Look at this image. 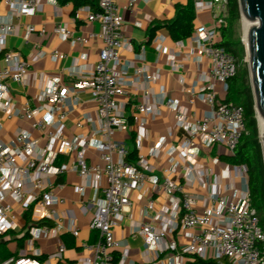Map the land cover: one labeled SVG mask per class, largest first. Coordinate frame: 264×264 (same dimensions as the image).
<instances>
[{
  "label": "built area",
  "instance_id": "built-area-1",
  "mask_svg": "<svg viewBox=\"0 0 264 264\" xmlns=\"http://www.w3.org/2000/svg\"><path fill=\"white\" fill-rule=\"evenodd\" d=\"M118 1L96 0L95 11L86 9L87 21L99 26L97 34L75 37L65 25L53 29L56 37L71 45L87 44L93 39L100 41L98 61L83 71L72 73L69 70L68 75L73 79L70 83H64L60 77H41L47 83L46 87L37 99L26 97L20 107L11 98L9 84L26 87L32 80L31 64L18 53L7 50L5 40L17 35L18 27L0 23L3 62L0 68V238L17 232H20L18 238L25 236L18 255L0 264H49L51 260L63 259L66 246L62 240L55 252L44 260H41L43 255L36 244L42 239L58 238L60 233H68L74 238L79 236L74 219L65 225L60 221L56 209L60 200L53 194L54 180L68 172L76 173L84 183L75 188L77 193L83 195L85 189L90 188L99 196L83 207V210L95 209L90 229L97 237L92 244L81 243L91 257L80 259L78 264H117L114 252L121 249V243L114 236V228L121 215L131 207V193L145 185L152 186L154 193L163 194L170 201V206L162 208L153 219L161 222L159 227L141 223L134 229L147 251L170 252L168 264H184L187 258L215 264L224 261L264 264V233L250 203L246 167L226 164L219 174H215L212 168L201 166L197 160L200 147L221 146L227 156L232 155L245 133L243 108L220 101L216 90V83H219L221 92L226 94L228 81L237 72L236 57L218 46L221 29L227 24V0H193L195 13H211L213 28L197 26L187 43L175 42L170 49L162 44L161 37L153 40L157 53L169 55L174 73H179L193 56L209 62L210 73L201 77L199 92L195 85L189 91L209 108L195 122L189 121L186 110L176 101L159 99L150 89L157 83L158 75L149 73L146 67L129 65L133 77L128 76V66L122 63L120 51L131 49V46L123 35ZM136 1L127 0L128 8L132 9ZM0 2L16 17L31 18L40 9V0ZM25 33L43 37L46 31H37L28 25ZM24 42H28L26 38ZM44 55L45 52L39 50L34 61ZM48 56L53 60L66 58L56 50L50 51ZM128 86H140L143 92L130 114L135 127L137 154L147 136L146 119L156 117L162 105L173 111L176 127L185 132L179 145L167 147L166 140L160 139L151 152V156L163 152L171 159L172 164L163 172L162 179L143 157L138 155L135 162L128 161L125 144L113 138L125 126V104L118 99L126 95ZM84 103L95 105L94 116L85 114L75 121V132L68 138L67 119ZM9 120L26 126H17L10 134L4 133L3 123ZM91 151L97 153V162L89 161L87 155ZM175 154L186 171L191 172L184 177L185 183L169 178L180 166L172 160ZM218 162V158L211 160L213 165ZM194 181L201 193L186 191ZM15 206L23 211L20 217L14 215ZM154 207L155 200H149L144 214L153 211ZM177 233L182 237L183 245H178L176 239L166 240ZM125 255L126 251H122V256Z\"/></svg>",
  "mask_w": 264,
  "mask_h": 264
},
{
  "label": "crops",
  "instance_id": "crops-1",
  "mask_svg": "<svg viewBox=\"0 0 264 264\" xmlns=\"http://www.w3.org/2000/svg\"><path fill=\"white\" fill-rule=\"evenodd\" d=\"M187 1L137 0L132 9H129L127 0H119L118 4L123 19V35L131 46V49L127 48L120 51V58L122 63L128 66L126 71L130 77H133V69L129 65L146 67L149 73L158 75L157 83L151 85L150 89H153L159 99L162 97L176 101L178 106L186 110L189 121L195 122L200 120L209 111V108L205 103L189 94V91L195 85L196 92H199L202 87L201 77L210 73L209 62L204 58L193 56L189 62L185 63L179 73H174L170 67L169 55L157 53L153 44L156 37H161L164 46L170 49L173 48L175 42L170 39L165 23L174 19L177 5H186ZM96 8L83 6L74 9L71 1L62 3L58 0H40V9L35 16L24 18L10 14L7 7L0 2V23H9L18 27L17 35L8 36L5 40L7 50L18 53L21 59L31 64L32 80L26 87L13 83L9 84L11 98L17 107L22 105L26 97L37 99L47 84L40 79L41 77H60L64 83H70L73 79L68 75L69 70L76 73L97 63L101 48L100 41L93 39L87 44L79 42L71 45L67 41L60 40L53 33L55 27L65 25L74 32L75 37L86 38L90 33L97 34L99 31L98 24L90 23L86 19V9L95 11ZM194 14V29L200 25L205 26L207 29L213 28L212 16L209 11L198 14L194 12ZM28 25L34 26L37 31L44 29L46 31L45 35L43 37H40L37 33L26 35L25 28ZM151 28L155 29L153 37L150 39L149 32ZM25 38L28 42H24ZM183 41L187 43V39ZM39 50L45 52V55L34 61V56ZM52 50L66 55V58L63 60L51 59L48 53ZM1 58L0 56V68L3 67ZM142 93L140 86H128L126 95L118 99L125 104L126 119L124 128L117 132L121 135V138L117 141H122L129 153L135 150V127L130 116L131 109L140 101ZM225 95L218 91L220 101L224 100ZM94 112L95 105L93 103H84L76 108L67 119L66 136L68 138L73 136L75 121L81 119L85 114L94 116ZM5 123H3V126ZM15 125L14 128L26 126L18 121ZM146 129L147 136L142 142L138 155L146 159L148 164L155 169L154 173L162 179L164 177L163 172L169 169L172 164L171 159L163 152L157 156H151V152L160 139L166 140L167 147L179 145L185 138V132L183 129L176 127L174 113L165 105L160 107V112L156 117L146 119ZM4 133L10 134L5 130ZM206 150L209 153H205ZM223 155H226V153L224 151L220 152L219 147H212L211 149L200 147L197 160L201 166L212 168L214 172V167L220 165L221 161L219 160L217 165H213L211 160L214 158L219 159ZM97 157L98 155L94 151L89 153V161L97 162ZM172 160L180 163V166L175 173L169 175V178L185 183L184 177H188L191 172L186 171L177 154L173 155ZM222 169H220V172ZM54 182L53 194L60 200L59 204L56 205L60 221L65 225L68 220L74 219L79 236L74 238L68 233H60L58 238L44 240L40 245L37 243L36 246L43 255L42 260H44L48 255L55 252L59 240H62L66 246L63 259L60 261L51 260L49 264H78L80 259L91 257V253L85 251L81 247V243L92 244L97 237L96 232L90 229L95 209L91 207L83 210V207L88 201L97 200L99 196L90 188L85 189L83 195L77 193L75 188L84 183L73 172L66 173ZM58 185H61V187ZM186 191L198 194L202 190L198 183L194 181L191 186L186 188ZM149 200H155L154 210L144 214ZM130 201V209L121 215L118 225L114 228V236L121 243V249L114 252L117 264H168V259L172 254L170 252L161 253L158 249L147 251L143 246L141 237L134 234V229L141 223H151L152 226L159 227L161 222L153 219L162 208L170 206V201L163 194L154 193L150 185H145L138 191L131 193ZM16 208L18 207L15 206ZM18 234L20 235V232L0 238V244H5L6 250L14 256H17L21 250L18 248L16 241ZM172 239H176L178 245L184 244L179 233L166 238L167 241ZM122 251H126L125 256H122ZM187 261L191 260L187 258L185 263Z\"/></svg>",
  "mask_w": 264,
  "mask_h": 264
},
{
  "label": "trees",
  "instance_id": "trees-1",
  "mask_svg": "<svg viewBox=\"0 0 264 264\" xmlns=\"http://www.w3.org/2000/svg\"><path fill=\"white\" fill-rule=\"evenodd\" d=\"M62 3L71 1L74 9L89 6L92 9L97 7L96 0H58ZM228 17L226 27L221 29L219 47L232 53L237 59V72L234 78L228 81V90L223 102L233 103L243 108L245 133L242 135L234 153L230 156L219 157L221 162L230 166H245L247 169V187L252 208L259 221V225L264 233V157L259 138V129L254 110V100L249 83V72L242 60L245 55L244 46L239 39L234 38L233 30L239 22L241 15L238 0H227ZM194 3L188 0L186 5L176 6V13L173 20L165 23L168 35L173 42L183 41L194 31ZM155 28L150 29V39L153 37ZM138 154L136 150L131 151L127 160L135 162ZM18 248H22L25 236L16 238ZM14 256L5 248V244H0V261H4ZM42 260V259H41ZM60 264V263H58ZM185 264H215L212 261H203L193 258ZM223 264H230L224 261Z\"/></svg>",
  "mask_w": 264,
  "mask_h": 264
},
{
  "label": "water",
  "instance_id": "water-1",
  "mask_svg": "<svg viewBox=\"0 0 264 264\" xmlns=\"http://www.w3.org/2000/svg\"><path fill=\"white\" fill-rule=\"evenodd\" d=\"M241 19L252 26L246 27L245 52L254 110L264 120V0H238ZM264 157V126L259 132Z\"/></svg>",
  "mask_w": 264,
  "mask_h": 264
},
{
  "label": "rangeland",
  "instance_id": "rangeland-1",
  "mask_svg": "<svg viewBox=\"0 0 264 264\" xmlns=\"http://www.w3.org/2000/svg\"><path fill=\"white\" fill-rule=\"evenodd\" d=\"M233 31H234L233 32L234 38L240 40V42L244 46V51H245L244 27H243V21H242L241 18H240L239 22L235 25ZM242 64H245L247 66V68H248V65H247V62H246V52H245L244 58L242 60ZM249 83H250V79H249ZM216 90L219 91V92H221V88H220V84L219 83H216ZM15 124H16V120H9V121H7L5 123V125H4V130L7 131L8 133H10L13 130L14 126H16ZM258 129H259V132H260L259 125H258ZM120 136L121 135H119V134L116 133L113 138L115 140H118V139L121 138ZM219 151L220 152H223L224 151V148L220 146L219 147ZM205 153H209V151L206 150ZM87 156H89V154ZM71 157H74V154ZM225 166H226V164L224 162H221L220 165L214 167V172L215 173H219L220 172V169L221 168H225ZM7 202L10 203V204H13L10 200H7ZM22 213H23V211L21 209H19V208L14 209V215L15 216L20 217L22 215ZM42 241H44V240L42 239V240L38 241L39 245L42 243Z\"/></svg>",
  "mask_w": 264,
  "mask_h": 264
},
{
  "label": "bare ground",
  "instance_id": "bare-ground-1",
  "mask_svg": "<svg viewBox=\"0 0 264 264\" xmlns=\"http://www.w3.org/2000/svg\"><path fill=\"white\" fill-rule=\"evenodd\" d=\"M243 21V27H244V37H245V31H246V27H249V26H252V24L250 22L246 23L244 21V19L242 20ZM244 42H245V38H244ZM246 43V42H245ZM258 125H259V128H260V131H263V126H264V120L259 118L258 119Z\"/></svg>",
  "mask_w": 264,
  "mask_h": 264
}]
</instances>
